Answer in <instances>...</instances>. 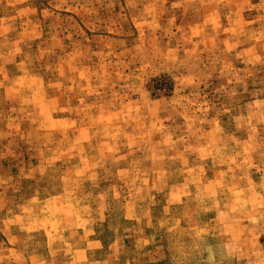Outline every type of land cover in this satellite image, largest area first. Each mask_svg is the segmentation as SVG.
I'll return each mask as SVG.
<instances>
[{
  "label": "rangeland",
  "instance_id": "obj_1",
  "mask_svg": "<svg viewBox=\"0 0 264 264\" xmlns=\"http://www.w3.org/2000/svg\"><path fill=\"white\" fill-rule=\"evenodd\" d=\"M0 264H264V0H0Z\"/></svg>",
  "mask_w": 264,
  "mask_h": 264
}]
</instances>
